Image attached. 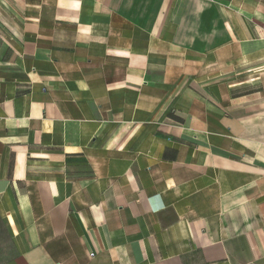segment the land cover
I'll return each mask as SVG.
<instances>
[{
  "label": "crops",
  "instance_id": "crops-1",
  "mask_svg": "<svg viewBox=\"0 0 264 264\" xmlns=\"http://www.w3.org/2000/svg\"><path fill=\"white\" fill-rule=\"evenodd\" d=\"M0 264H264V0H0Z\"/></svg>",
  "mask_w": 264,
  "mask_h": 264
}]
</instances>
